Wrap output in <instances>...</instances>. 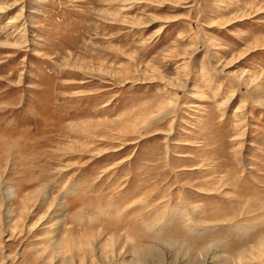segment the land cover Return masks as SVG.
I'll use <instances>...</instances> for the list:
<instances>
[{"label": "rangeland", "instance_id": "374dc122", "mask_svg": "<svg viewBox=\"0 0 264 264\" xmlns=\"http://www.w3.org/2000/svg\"><path fill=\"white\" fill-rule=\"evenodd\" d=\"M136 260L264 264V0H0V264Z\"/></svg>", "mask_w": 264, "mask_h": 264}, {"label": "bare ground", "instance_id": "6f19581e", "mask_svg": "<svg viewBox=\"0 0 264 264\" xmlns=\"http://www.w3.org/2000/svg\"><path fill=\"white\" fill-rule=\"evenodd\" d=\"M126 1H130V0H126ZM23 7V6H22ZM122 10V9H121ZM18 16V15H17ZM16 19V18H15ZM204 260V259H203ZM208 260V259H207ZM206 263V262H205ZM204 263V264H205ZM124 264H130V263H124ZM135 264H143V262H142V260H139V261H137L136 260V262H135ZM199 264H202V263H199ZM210 264V263H209Z\"/></svg>", "mask_w": 264, "mask_h": 264}]
</instances>
